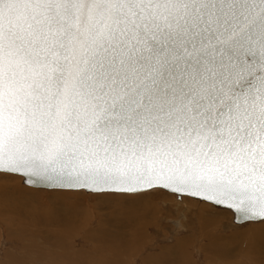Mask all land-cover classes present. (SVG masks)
<instances>
[{"label":"snow or ice","instance_id":"6c2138e0","mask_svg":"<svg viewBox=\"0 0 264 264\" xmlns=\"http://www.w3.org/2000/svg\"><path fill=\"white\" fill-rule=\"evenodd\" d=\"M0 174L6 264L26 187L264 231V0H0Z\"/></svg>","mask_w":264,"mask_h":264},{"label":"rangeland","instance_id":"374dc122","mask_svg":"<svg viewBox=\"0 0 264 264\" xmlns=\"http://www.w3.org/2000/svg\"><path fill=\"white\" fill-rule=\"evenodd\" d=\"M6 183L0 179V191ZM47 192L26 187L19 196L18 214L8 218L22 246L40 247V256L33 258L38 264H110V259L111 264H264V231L255 226L237 233L244 225L231 216L185 205L170 215L175 224L168 233L159 228L158 210L147 206L106 198L56 200ZM4 223L0 213V229ZM128 226L132 232L121 231L130 230ZM45 235L55 241V249L42 246ZM236 235L241 247L226 255L233 244L229 237ZM6 259L0 252V264Z\"/></svg>","mask_w":264,"mask_h":264},{"label":"bare ground","instance_id":"6f19581e","mask_svg":"<svg viewBox=\"0 0 264 264\" xmlns=\"http://www.w3.org/2000/svg\"><path fill=\"white\" fill-rule=\"evenodd\" d=\"M108 201V200H107ZM73 204V203H72ZM72 206V205H71ZM47 208H48V206H47ZM53 212V211H52ZM55 213V212H54ZM49 214V213H48ZM50 215V214H49ZM75 215V214H74ZM69 216V215H68ZM46 217V216H45ZM52 221H54L55 222V219H53ZM125 227V226H124ZM129 228H130V230H123L122 228H121V231L122 232H128V231H130V232H132L133 230V227H130V226H128ZM129 240H134V237L133 236H131L130 238H129ZM107 246H111L110 247V250L112 251V252H115V249L113 248V246H112V244L110 243V244H107ZM81 262V261H80ZM110 264H111V259H110Z\"/></svg>","mask_w":264,"mask_h":264},{"label":"water","instance_id":"95a60500","mask_svg":"<svg viewBox=\"0 0 264 264\" xmlns=\"http://www.w3.org/2000/svg\"><path fill=\"white\" fill-rule=\"evenodd\" d=\"M34 188H40V187H34ZM42 189H45V188H42ZM234 222V221H233ZM235 223V222H234ZM236 224H238V223H236ZM242 224V223H241Z\"/></svg>","mask_w":264,"mask_h":264}]
</instances>
